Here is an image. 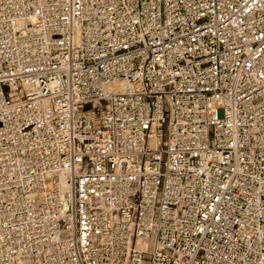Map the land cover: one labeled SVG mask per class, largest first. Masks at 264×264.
Masks as SVG:
<instances>
[{"label": "built area", "instance_id": "obj_1", "mask_svg": "<svg viewBox=\"0 0 264 264\" xmlns=\"http://www.w3.org/2000/svg\"><path fill=\"white\" fill-rule=\"evenodd\" d=\"M0 264H264V0H0Z\"/></svg>", "mask_w": 264, "mask_h": 264}]
</instances>
